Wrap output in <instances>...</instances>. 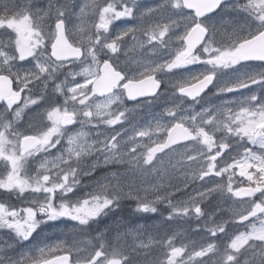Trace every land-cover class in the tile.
I'll list each match as a JSON object with an SVG mask.
<instances>
[{
  "label": "snow or ice",
  "instance_id": "obj_1",
  "mask_svg": "<svg viewBox=\"0 0 264 264\" xmlns=\"http://www.w3.org/2000/svg\"><path fill=\"white\" fill-rule=\"evenodd\" d=\"M142 254L264 264V0H0V264Z\"/></svg>",
  "mask_w": 264,
  "mask_h": 264
},
{
  "label": "rangeland",
  "instance_id": "obj_2",
  "mask_svg": "<svg viewBox=\"0 0 264 264\" xmlns=\"http://www.w3.org/2000/svg\"><path fill=\"white\" fill-rule=\"evenodd\" d=\"M131 45H129L130 47ZM142 50H137V52L135 53H130V55H138L139 52ZM197 110H199V105L196 106ZM142 115L146 118L147 117V113L144 112L142 113ZM125 127H128L127 124H125ZM116 130H119V128L117 127ZM103 169H101L100 171H98L96 173V175H101L102 174ZM209 210H212L211 207L209 208ZM129 211L130 208L129 207H125L122 210H118L115 214L110 215L109 217H106L102 220L99 221L98 224H94V226L96 227H101V228H105L106 226H121L123 231H128L129 229H134L136 228L138 225H144L149 231L154 232L155 229L158 227V220L159 217L155 216V215H137V216H132L129 215ZM165 211V215L167 214V211ZM123 218L122 220L120 218ZM225 218H227V209L225 210ZM194 223V222H193ZM177 230H179V226H183L185 229L187 228V224H184V222L181 221H177ZM240 230H244L243 228H241ZM143 231V230H142ZM114 234V233H113ZM189 236L191 237V239L195 240V239H199V237L191 232H189ZM53 237H63L60 235L59 231H56V235H50L49 234V238L50 240H52V242H55L56 238ZM129 242H131V238H129ZM187 242V241H185ZM149 259H151V257H148ZM141 260V264H144V257L143 254L140 257Z\"/></svg>",
  "mask_w": 264,
  "mask_h": 264
},
{
  "label": "flooded vegetation",
  "instance_id": "obj_3",
  "mask_svg": "<svg viewBox=\"0 0 264 264\" xmlns=\"http://www.w3.org/2000/svg\"><path fill=\"white\" fill-rule=\"evenodd\" d=\"M18 3L20 4H27L29 2V0H17ZM31 2L33 4L39 5V4H46L47 0H31ZM70 2H75L77 5L83 4L85 3V0H70ZM145 3H152L153 0H144ZM78 7H77V11H78ZM56 238V237H53ZM61 239H63V237H61ZM52 241V240H51Z\"/></svg>",
  "mask_w": 264,
  "mask_h": 264
},
{
  "label": "trees",
  "instance_id": "obj_4",
  "mask_svg": "<svg viewBox=\"0 0 264 264\" xmlns=\"http://www.w3.org/2000/svg\"><path fill=\"white\" fill-rule=\"evenodd\" d=\"M129 106H130V105H129ZM181 222H183V221H181ZM156 225H158V224H156ZM93 229L103 230L104 228L97 227V226L95 227V226L93 225ZM49 234L55 236V235H56V231L49 230ZM92 235H95V231L92 232ZM69 238H71V237H69Z\"/></svg>",
  "mask_w": 264,
  "mask_h": 264
}]
</instances>
